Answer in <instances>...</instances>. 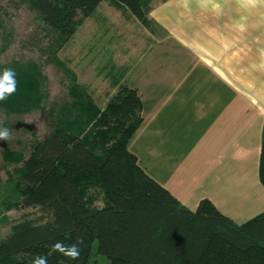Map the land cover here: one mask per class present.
<instances>
[{"label":"trees","instance_id":"obj_1","mask_svg":"<svg viewBox=\"0 0 264 264\" xmlns=\"http://www.w3.org/2000/svg\"><path fill=\"white\" fill-rule=\"evenodd\" d=\"M150 1L22 0L48 31V61L57 65V53L102 2L149 29ZM6 68L16 73L17 91L0 102V112L40 111L49 130L26 156L3 151V160L19 167L10 176L17 199L2 203L0 213L35 212L23 213L0 239V264H32L57 241L78 237L84 240L78 260L53 254L47 264H90L95 242L109 264H264V212L240 225L207 199L191 212L128 150L144 121L136 89L110 76L115 93L100 108L67 70L68 98L46 112L39 65L13 61L0 72ZM258 181L264 189V122Z\"/></svg>","mask_w":264,"mask_h":264},{"label":"crops","instance_id":"obj_2","mask_svg":"<svg viewBox=\"0 0 264 264\" xmlns=\"http://www.w3.org/2000/svg\"><path fill=\"white\" fill-rule=\"evenodd\" d=\"M218 2L221 9L213 12L195 0L187 6L182 0L150 1L149 29L160 53L148 77L129 87L138 91L143 106L144 121L134 136L149 129L165 131L167 136L151 147L152 159L161 157L152 165H172L176 156L174 174L184 169L183 158L200 159L201 178L190 185L178 177L165 188L191 212L207 199L242 224L264 212V189L258 181L264 7L245 10L236 0ZM241 17L244 30L236 26Z\"/></svg>","mask_w":264,"mask_h":264},{"label":"rangeland","instance_id":"obj_3","mask_svg":"<svg viewBox=\"0 0 264 264\" xmlns=\"http://www.w3.org/2000/svg\"><path fill=\"white\" fill-rule=\"evenodd\" d=\"M154 30L143 27L136 19L124 16L113 9L108 2H102L96 12L78 28L68 44L57 53L62 65L49 62L48 46L51 37L37 15L22 0H0V67L13 61H33L38 64L46 82L43 89L46 93L44 103L46 112L50 107L61 105L68 98L70 76L67 70L76 76L77 82L85 85L94 101L102 108L107 99L115 93L109 78L120 79V83L133 87L137 80L148 77L152 62L158 60L160 48L153 46ZM149 36V37H148ZM159 49V50H158ZM112 70V75L108 74ZM111 76V77H110ZM3 125L11 130L12 138L0 140V205L13 202L17 193L13 189L10 176L18 165L6 163L3 151L20 152L27 155L35 139H41L48 132L45 113L33 111L23 116H5ZM165 131L146 130L134 136L128 150L139 157L146 172L164 188L175 184L178 177L193 181L201 178L202 164L200 159L183 158L184 166L180 172H173L175 162L166 165L164 162L152 165L151 147L158 146L166 137ZM173 144V142H172ZM168 160V159H167ZM179 165V169L181 167ZM185 170V171H184ZM175 175H178L177 178ZM174 189V187H172ZM34 210L10 211L0 213V239L8 232L11 225L24 213ZM238 225L240 223L234 222ZM243 224V223H242ZM97 243L92 246L90 264H109L108 260L96 253Z\"/></svg>","mask_w":264,"mask_h":264},{"label":"clouds","instance_id":"obj_4","mask_svg":"<svg viewBox=\"0 0 264 264\" xmlns=\"http://www.w3.org/2000/svg\"><path fill=\"white\" fill-rule=\"evenodd\" d=\"M198 7L205 10H212L213 12H219L221 9L218 0H195ZM237 4L245 9H256L258 7H264V0H236ZM182 3L187 6L189 0H182ZM244 17L237 22V27L240 30H244ZM17 91V79L16 73L11 68H6L0 72V102L6 101L9 97L15 94ZM3 118L0 117V140L7 141L12 138L11 130L7 127H3ZM84 244L83 237H78L72 244H65L63 241H57L49 249L45 255H37L33 258L32 264H47L48 258L53 254L62 255L70 260H78L81 253V248Z\"/></svg>","mask_w":264,"mask_h":264}]
</instances>
